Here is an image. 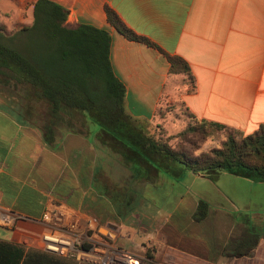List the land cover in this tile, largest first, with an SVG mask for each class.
Masks as SVG:
<instances>
[{
  "label": "crops",
  "instance_id": "1",
  "mask_svg": "<svg viewBox=\"0 0 264 264\" xmlns=\"http://www.w3.org/2000/svg\"><path fill=\"white\" fill-rule=\"evenodd\" d=\"M35 1L0 0L8 34L33 24ZM54 1L68 10L69 27L88 24L110 33L111 62L126 89L127 111L149 134L158 123L167 135L175 132L178 120L170 113L161 119L159 110L177 104L199 120L244 135L264 124V0ZM106 6L154 46L119 33L108 22ZM165 54L188 62L194 85L187 75L170 73ZM34 123L0 98V264H16L19 255L25 264L35 254L78 264L42 248L40 220L50 197L101 225L120 223L118 246L146 264H264V232L250 255L226 254L229 241L250 230V218L238 215V201L223 187L233 192L236 183L254 188L264 182L227 172L212 181L151 152L127 163L97 139L94 125L85 134L58 127L50 144ZM187 174L204 186L201 193L180 189ZM149 188L165 192V208H149ZM211 197L229 207L213 206ZM199 198L210 204L201 222L194 220ZM134 206L144 216H133ZM8 212L17 216L14 228L1 221Z\"/></svg>",
  "mask_w": 264,
  "mask_h": 264
},
{
  "label": "trees",
  "instance_id": "2",
  "mask_svg": "<svg viewBox=\"0 0 264 264\" xmlns=\"http://www.w3.org/2000/svg\"><path fill=\"white\" fill-rule=\"evenodd\" d=\"M106 13L111 26L127 39L154 46L129 28L109 6ZM33 16L31 26L12 34L0 25V86L24 87L30 103L46 107L42 124L35 121L34 125L39 124L47 142H55L58 127L85 134L90 125H96L97 139L104 140L127 163L145 160L144 155L151 152L212 181L227 172L264 182V124L254 133L244 135L228 126L199 120L186 110L193 123L180 133L185 137L183 143L191 145L186 139L189 132H202L205 138L223 132L225 140L220 148L201 155H194L185 146L176 150L170 144L175 137L161 133L159 138L157 130L149 134L147 125L128 113L126 89L111 62L112 37L107 30L88 24L69 27L68 10L54 0H36ZM165 55L171 65L170 73L185 74L194 85L188 62L179 56ZM24 112L28 117L32 114L28 108ZM209 210V202L199 198L194 220H205ZM257 244L258 234L247 230L232 238L225 251L231 257H243L250 255ZM30 257L25 264H72L46 254ZM18 258L19 264L21 255Z\"/></svg>",
  "mask_w": 264,
  "mask_h": 264
},
{
  "label": "rangeland",
  "instance_id": "3",
  "mask_svg": "<svg viewBox=\"0 0 264 264\" xmlns=\"http://www.w3.org/2000/svg\"><path fill=\"white\" fill-rule=\"evenodd\" d=\"M0 24L1 26L4 24L8 25V22L6 19L1 18ZM0 98L7 102H10L11 105H14L16 108V111L20 114L24 113L26 108H28L29 110H32V114L30 115L31 121L32 122L36 121L42 124L41 116H44L46 107H44V105H39L33 102L30 103L31 99L29 97V93L27 92V89H25L24 87L13 88V87L0 86ZM162 110L163 112L159 113V117L161 119L166 118L170 113L171 114L170 116L175 121L178 120L176 121L178 122V126L172 135H167V132L165 131L164 126L161 123H158V125L154 126V128L157 130V133H159L157 134L159 138H160L161 133L164 134V136L175 137L174 139L171 140L170 144L176 150H181V148L185 146V148L187 150L192 151L194 155H201L203 153H208L211 150L215 148H220L222 146V143L225 140V133L223 132L211 134L209 137H206V138L204 137V133L202 132H198V133L189 132L186 135V139L189 142H191V145L183 143L185 137L182 136L181 134L186 130L189 124L193 123V120L191 119L189 113L182 106H178V104L172 107H167L166 109H162ZM62 127H65V126H62ZM188 174L182 178L181 180L182 185L180 189L182 191L190 190L197 194L201 193L204 186L201 187L200 185L198 186V184L193 183ZM242 183L243 182L236 183L237 186L235 188V191L233 192L230 191L228 185L224 183H223V187L227 189V192H229V195L233 199L235 198L238 201L237 207L240 208L239 212H241V213H238V215L242 217H245V216L249 217L250 218V223H249L250 230L256 234L261 235V233L264 232V201H263L264 200V187L249 188L247 187V185H244ZM164 193L165 192H163V190L149 188V192L146 198L149 200V203L154 204L153 208L149 204L150 209H154L156 207H161V208L166 207V203L168 200L166 199V196L164 195ZM211 199H212L211 201H212L213 206H219L223 204L225 207L226 206L229 207V205H227L225 202H221L220 200H218V198L211 197ZM121 208L124 211V210H127L128 206L127 204H125ZM131 209L133 211V216L135 217L137 216L141 217V216H144L145 214L144 210L141 207L134 206V207H130V210ZM120 237L121 235L116 239L117 246H118V241ZM148 251L149 249L147 250V253ZM67 259L73 260L77 262L78 264L79 263L80 264H91L88 262L78 261L76 259H71V258H67Z\"/></svg>",
  "mask_w": 264,
  "mask_h": 264
},
{
  "label": "built area",
  "instance_id": "4",
  "mask_svg": "<svg viewBox=\"0 0 264 264\" xmlns=\"http://www.w3.org/2000/svg\"><path fill=\"white\" fill-rule=\"evenodd\" d=\"M1 221L14 228L18 219L8 212L2 213ZM40 223L44 227L42 248L47 253L91 264H146L117 246L116 239L122 231L120 223L101 225L94 218L75 212L64 203H56L52 197Z\"/></svg>",
  "mask_w": 264,
  "mask_h": 264
}]
</instances>
